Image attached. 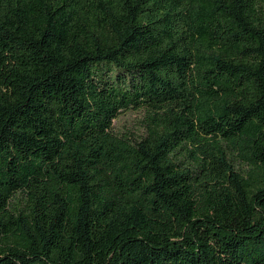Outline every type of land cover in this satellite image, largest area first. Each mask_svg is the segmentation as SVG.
Segmentation results:
<instances>
[{"label": "trees", "instance_id": "obj_1", "mask_svg": "<svg viewBox=\"0 0 264 264\" xmlns=\"http://www.w3.org/2000/svg\"><path fill=\"white\" fill-rule=\"evenodd\" d=\"M0 264H264V0H0Z\"/></svg>", "mask_w": 264, "mask_h": 264}, {"label": "rangeland", "instance_id": "obj_2", "mask_svg": "<svg viewBox=\"0 0 264 264\" xmlns=\"http://www.w3.org/2000/svg\"><path fill=\"white\" fill-rule=\"evenodd\" d=\"M144 110L129 109L123 111L113 121V129L119 134L138 136L143 132Z\"/></svg>", "mask_w": 264, "mask_h": 264}]
</instances>
